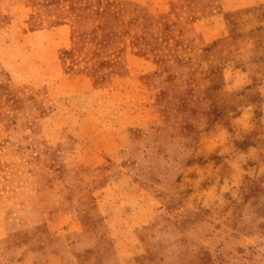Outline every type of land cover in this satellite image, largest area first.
I'll use <instances>...</instances> for the list:
<instances>
[{
    "label": "rangeland",
    "instance_id": "374dc122",
    "mask_svg": "<svg viewBox=\"0 0 264 264\" xmlns=\"http://www.w3.org/2000/svg\"><path fill=\"white\" fill-rule=\"evenodd\" d=\"M0 264H264V0H0Z\"/></svg>",
    "mask_w": 264,
    "mask_h": 264
},
{
    "label": "crops",
    "instance_id": "0c3cea01",
    "mask_svg": "<svg viewBox=\"0 0 264 264\" xmlns=\"http://www.w3.org/2000/svg\"><path fill=\"white\" fill-rule=\"evenodd\" d=\"M68 231L73 232L75 235H79V234H81V227L80 226H78V227L73 226L72 228H69Z\"/></svg>",
    "mask_w": 264,
    "mask_h": 264
}]
</instances>
